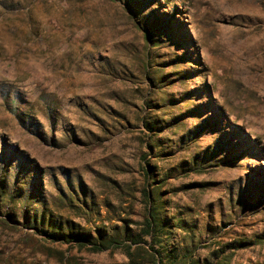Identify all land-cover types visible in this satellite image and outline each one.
Segmentation results:
<instances>
[{
	"label": "rangeland",
	"instance_id": "obj_1",
	"mask_svg": "<svg viewBox=\"0 0 264 264\" xmlns=\"http://www.w3.org/2000/svg\"><path fill=\"white\" fill-rule=\"evenodd\" d=\"M149 167L167 250L264 264V0H0V264H128L30 217L137 234Z\"/></svg>",
	"mask_w": 264,
	"mask_h": 264
},
{
	"label": "trees",
	"instance_id": "obj_2",
	"mask_svg": "<svg viewBox=\"0 0 264 264\" xmlns=\"http://www.w3.org/2000/svg\"><path fill=\"white\" fill-rule=\"evenodd\" d=\"M146 41L148 49L151 46L153 48L160 44L159 40L155 39L149 30L148 34H146ZM151 63L152 62H149L147 52L144 76L149 81H153V79L151 80L152 76L154 73L159 71L153 70V65L151 66ZM148 120H150V122ZM164 121V119L157 121L152 117H148L142 119V124L148 132L156 133L160 130V125L165 123ZM154 137H156V135H153V137H147L148 148L151 150L155 148L160 149V145ZM143 171L145 182L151 191L147 188L143 189L142 192L143 199L147 205V211L143 222L140 224V231L137 234L130 232L127 227H115L114 229H110L109 232H105L104 229H97L95 236H89L88 232L75 228L67 221L64 222V224L63 222L56 221L50 214L47 215L48 212L46 211H41L40 214L35 212L30 217L32 221L31 226L35 228V230L44 234L48 240L63 244H76L79 247L87 246L90 247V250L93 252H101L111 248H123L129 261L128 264H143V262H140V260L136 257L138 252L141 251L145 253V260L148 264H208L206 262L199 263L194 259L193 245L183 249L173 248L174 250H167L164 240L169 239L168 236L171 233L168 229H170L171 226L178 229L181 233H184L186 237L192 236L193 228L189 227L183 220H175L173 223V219L171 220L172 224H170L168 220L161 217V204L163 202L158 192L160 191V186L163 182L162 180H157L158 175L160 174L155 172V167H149L148 170L143 169ZM12 215L14 217V214H6V218L10 220ZM27 215L28 211L26 210L24 212V216L26 217ZM62 224L65 225V227ZM146 238L149 242H146ZM252 243L262 244L264 242L260 239ZM142 244H145L147 248L145 249L142 247ZM132 247H135L136 249L134 252L131 251ZM162 251H164L166 255H163Z\"/></svg>",
	"mask_w": 264,
	"mask_h": 264
}]
</instances>
